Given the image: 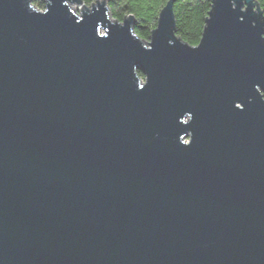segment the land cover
Masks as SVG:
<instances>
[{
	"label": "water",
	"instance_id": "water-1",
	"mask_svg": "<svg viewBox=\"0 0 264 264\" xmlns=\"http://www.w3.org/2000/svg\"><path fill=\"white\" fill-rule=\"evenodd\" d=\"M44 1L0 0V264H264L259 3L192 47L173 0L149 41Z\"/></svg>",
	"mask_w": 264,
	"mask_h": 264
},
{
	"label": "trees",
	"instance_id": "trees-1",
	"mask_svg": "<svg viewBox=\"0 0 264 264\" xmlns=\"http://www.w3.org/2000/svg\"><path fill=\"white\" fill-rule=\"evenodd\" d=\"M91 6L99 0H82ZM114 18L124 22L134 17V33L143 41H149L152 31L157 28L163 8L171 0H105ZM176 16V34L192 47L199 45L212 8L213 0H173ZM264 13V0H256ZM34 7L45 10L44 0H34ZM141 75V73H140ZM142 76V75H141Z\"/></svg>",
	"mask_w": 264,
	"mask_h": 264
},
{
	"label": "rangeland",
	"instance_id": "rangeland-1",
	"mask_svg": "<svg viewBox=\"0 0 264 264\" xmlns=\"http://www.w3.org/2000/svg\"><path fill=\"white\" fill-rule=\"evenodd\" d=\"M44 3H45V1H44ZM45 6H46V4H45ZM92 6V5H91ZM91 6H87L89 9H91ZM70 7L77 13V14H79V15H81V13H82V7H79V6H75V5H73V4H71L70 5ZM41 11H44V10H41ZM103 33H104V31H102Z\"/></svg>",
	"mask_w": 264,
	"mask_h": 264
}]
</instances>
